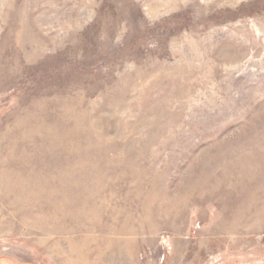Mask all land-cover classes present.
<instances>
[{"label": "rangeland", "instance_id": "374dc122", "mask_svg": "<svg viewBox=\"0 0 264 264\" xmlns=\"http://www.w3.org/2000/svg\"><path fill=\"white\" fill-rule=\"evenodd\" d=\"M0 264H264V0H0Z\"/></svg>", "mask_w": 264, "mask_h": 264}, {"label": "bare ground", "instance_id": "6f19581e", "mask_svg": "<svg viewBox=\"0 0 264 264\" xmlns=\"http://www.w3.org/2000/svg\"><path fill=\"white\" fill-rule=\"evenodd\" d=\"M165 1H167V0H165ZM169 1H171V0H169ZM156 3H157V2H156ZM160 3H161V2H160ZM160 3H159V4H160ZM165 3H167V2H165ZM159 4H158V5H159ZM167 4H168V3H167ZM167 4H166V5H167ZM156 5H157V4H156ZM164 6H165V5H164ZM164 6H163V7H164Z\"/></svg>", "mask_w": 264, "mask_h": 264}]
</instances>
